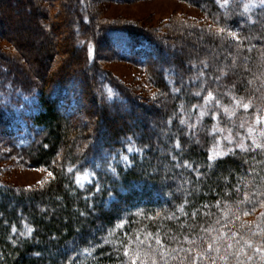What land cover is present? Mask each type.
Here are the masks:
<instances>
[{"label":"trees","instance_id":"16d2710c","mask_svg":"<svg viewBox=\"0 0 264 264\" xmlns=\"http://www.w3.org/2000/svg\"><path fill=\"white\" fill-rule=\"evenodd\" d=\"M18 1L0 12V162L52 177H0V264H264V0H181L204 18L171 37L100 15L146 0ZM19 9L56 30L31 60L8 36ZM113 63L139 70L134 88Z\"/></svg>","mask_w":264,"mask_h":264},{"label":"rangeland","instance_id":"374dc122","mask_svg":"<svg viewBox=\"0 0 264 264\" xmlns=\"http://www.w3.org/2000/svg\"><path fill=\"white\" fill-rule=\"evenodd\" d=\"M33 1L36 4H39L40 0ZM12 2L13 0H0V12L3 14H8L7 4L10 3L11 5ZM24 3L25 0H19L18 6H21V4ZM27 5H29V3H27ZM101 5L102 11L100 15L102 17L122 20L126 19L131 22H137L149 29H160V33H167L170 37V32L173 31V28H168V25L177 27V18L179 19V17L181 16L196 18L200 20H203L204 18V16L198 9L181 0H146L136 1L130 4H104V6L103 4ZM10 21L13 22L14 26L12 28L13 30H11L8 36L13 38L17 43V46H19L17 54H21L23 60H31L33 52L36 50V46L40 45L42 47V41H44L43 39L45 38V35L47 37L53 33L55 34L56 32L54 26L51 29H47L45 27L43 28L45 22L43 16L39 14L29 15V12H26L24 9H19V11L17 12H12ZM36 21H38L39 25L42 26L44 30L43 36L40 33H36V31H30V29L32 30V28L35 26ZM1 31L5 33L7 32V29L4 28ZM185 36H187L188 39L192 40L191 43L190 41L186 42L184 41V39L179 38L177 44L182 47L206 49L205 55L209 59V61H212L213 57L229 58V54L221 50V48L226 45L224 41L216 40L214 37H211L212 41L215 42V45H213L211 41L208 42L205 39V36H202L200 38H196L193 34H187ZM60 37L61 36L58 35L57 38ZM53 38L56 37L54 36ZM0 44L6 48H10V44L7 43V41H0ZM219 48L220 51L218 50ZM23 64L27 65L26 62H24ZM233 67H235L234 61L232 62L230 68ZM108 69L115 78H117L119 81H121V83L128 87H133L137 80H139V77H141L139 70L123 63L110 64L108 66ZM134 119L136 124L137 121L141 120L140 118L135 117ZM132 120L133 119L129 120V122H131ZM154 132L155 133L153 134L155 135V137L157 136V138L162 136L163 134H168L167 131H165L164 133L158 131ZM192 139L195 140L196 138L193 137ZM2 145V142H0V147ZM3 147L1 150L5 152V154H8L9 152L6 151L7 149H4ZM12 160L13 161L11 162H0L1 182H3L6 186H12L16 190L22 188H35L40 184L42 185L46 183L48 179L52 177L51 172L46 169L25 168L24 166L18 164V161L14 162V158ZM167 169L168 164H165L163 171H167ZM177 188L182 190V184L179 183ZM67 251L69 250H66L64 252Z\"/></svg>","mask_w":264,"mask_h":264},{"label":"snow or ice","instance_id":"6c2138e0","mask_svg":"<svg viewBox=\"0 0 264 264\" xmlns=\"http://www.w3.org/2000/svg\"><path fill=\"white\" fill-rule=\"evenodd\" d=\"M209 95H211V93H209ZM243 107L247 108L248 105H247V104H244ZM129 150H131V149H129ZM124 159H127V158L125 157ZM109 166H110V165H109ZM30 231H31V229H29V232H30Z\"/></svg>","mask_w":264,"mask_h":264}]
</instances>
